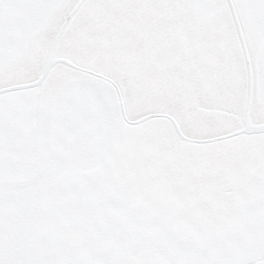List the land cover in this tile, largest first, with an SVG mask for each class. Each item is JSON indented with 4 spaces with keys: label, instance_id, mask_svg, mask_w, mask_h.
<instances>
[{
    "label": "snow or ice",
    "instance_id": "6c2138e0",
    "mask_svg": "<svg viewBox=\"0 0 264 264\" xmlns=\"http://www.w3.org/2000/svg\"><path fill=\"white\" fill-rule=\"evenodd\" d=\"M115 10L180 14L139 45L170 95L152 106L103 58L66 53L0 73V264H264V0H0V60L12 35L55 51L80 31L78 11ZM156 132L246 158L225 176L163 160L115 167Z\"/></svg>",
    "mask_w": 264,
    "mask_h": 264
},
{
    "label": "water",
    "instance_id": "95a60500",
    "mask_svg": "<svg viewBox=\"0 0 264 264\" xmlns=\"http://www.w3.org/2000/svg\"><path fill=\"white\" fill-rule=\"evenodd\" d=\"M82 15L83 20L80 31H84V35L73 33L70 27L65 34L57 38L55 51L52 50L51 42H48L46 47H39L37 61L48 63L56 53H66L81 59L103 58L107 63L116 67L124 79H150L163 91L164 95H170L168 91L170 85L165 83L160 66L152 65L141 56L139 51L141 42L150 40L155 35L154 33L150 35L148 29L161 21L166 22L165 14H161L158 11L115 10L114 15L109 18L112 22L97 23V25H100L99 27L87 20L84 13L77 12V18ZM112 24L119 25V29H112V32L106 34L102 29L108 28ZM113 33H115L114 36ZM110 36H112V39H109ZM156 38L158 39L159 37L157 36ZM42 39L47 41L46 36L42 37ZM141 65H144V67L141 68ZM0 73L5 74L10 80L16 77L14 68ZM46 87L47 85L44 86L45 89ZM43 95L46 99L47 92H43ZM254 106L255 102L250 99L249 110L252 111ZM17 107L16 104L12 105L14 117ZM21 118H27V114L23 111L21 112ZM167 153L165 157L167 156L169 159L166 162L170 161L169 153H171L173 161L172 151L170 152L169 150Z\"/></svg>",
    "mask_w": 264,
    "mask_h": 264
},
{
    "label": "rangeland",
    "instance_id": "374dc122",
    "mask_svg": "<svg viewBox=\"0 0 264 264\" xmlns=\"http://www.w3.org/2000/svg\"><path fill=\"white\" fill-rule=\"evenodd\" d=\"M109 15L108 12H96V17L99 19H104L107 18ZM113 15V14H110ZM29 42V41H28ZM28 42H26L25 44H28ZM25 44L22 47L18 46L17 43V38H9L8 41V48H7V57L6 60H0V67H4L7 65L8 62H10L11 60H13L16 56L19 55V53L22 51V49L24 48ZM207 95L208 98L206 99V103H211L210 97L212 95V93L206 89L202 91V96ZM215 119V117H212L210 122L213 121Z\"/></svg>",
    "mask_w": 264,
    "mask_h": 264
},
{
    "label": "bare ground",
    "instance_id": "6f19581e",
    "mask_svg": "<svg viewBox=\"0 0 264 264\" xmlns=\"http://www.w3.org/2000/svg\"><path fill=\"white\" fill-rule=\"evenodd\" d=\"M165 142H168V139H165ZM162 145H164V144H162ZM162 145L156 147L157 152L161 150ZM165 145H168V143H166ZM156 150L153 149V150L151 151L150 149H144V151H142V152H143V157H144V158H148V157H150V155H152V152H154V151H156Z\"/></svg>",
    "mask_w": 264,
    "mask_h": 264
}]
</instances>
